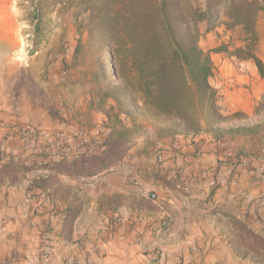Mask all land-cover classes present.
Here are the masks:
<instances>
[{
  "label": "crops",
  "instance_id": "crops-1",
  "mask_svg": "<svg viewBox=\"0 0 264 264\" xmlns=\"http://www.w3.org/2000/svg\"><path fill=\"white\" fill-rule=\"evenodd\" d=\"M13 2L0 0V165L37 162L55 138H30L22 127L91 128L89 138L118 128L115 101L96 103L94 77L79 58L80 35L70 27L37 37ZM211 18L198 25L209 47L232 32L223 24L209 29ZM256 29L255 53L264 64V11ZM211 59L210 83L222 88L223 114L240 117L212 127L201 122L196 134L166 133L154 118L126 124L142 129L128 149L135 183L119 167H83L85 158L70 166L74 156L36 165L43 187L0 189V264H240V220L264 229V73L252 59L238 60L240 68L224 52ZM240 153L250 168L231 170ZM95 171L103 182L92 194L84 181Z\"/></svg>",
  "mask_w": 264,
  "mask_h": 264
},
{
  "label": "trees",
  "instance_id": "trees-1",
  "mask_svg": "<svg viewBox=\"0 0 264 264\" xmlns=\"http://www.w3.org/2000/svg\"><path fill=\"white\" fill-rule=\"evenodd\" d=\"M80 3L89 13L90 32L101 35L102 45L109 48L114 63L118 83L108 90L106 97L115 101L119 112L125 101H139L151 115L169 121L173 134L199 133L201 107H207L212 126L240 117L239 112L224 115L216 103V90L210 83L212 59L199 46L201 21L212 16L209 29L217 24H223L226 30L241 28L243 45L231 49L220 45L214 51L227 52L238 60L252 59L259 72L264 73V64L255 53L256 21L264 11V0H204L201 5L196 0ZM221 15L225 16L223 20ZM126 132V128L111 131L112 135L105 140L92 143L96 144V153L78 155L69 165L85 158L83 167L93 166L100 171L114 167L120 158L113 152L115 143L126 139ZM113 136L115 139L111 140ZM65 160L43 162L40 167Z\"/></svg>",
  "mask_w": 264,
  "mask_h": 264
},
{
  "label": "rangeland",
  "instance_id": "rangeland-1",
  "mask_svg": "<svg viewBox=\"0 0 264 264\" xmlns=\"http://www.w3.org/2000/svg\"><path fill=\"white\" fill-rule=\"evenodd\" d=\"M203 2L204 0H196V3L200 5ZM13 5L18 17L28 22L29 28L27 29L33 31L37 37H45L46 35L49 36L50 34L63 29L66 33L70 27L73 31H76L74 33L75 35H80L78 39L75 38L76 43L79 44L77 47L80 46V62L84 63L83 66L86 69V72L93 75L94 81L90 88L97 99L96 103L100 105V108H103L102 103L111 99L106 97V93L118 83V80L113 73L114 63L109 52V48L102 45L100 34L90 32L88 28L89 13L86 11L83 4L80 3V0H14ZM239 29L237 28L236 30H233L230 35L224 37L220 45H228L229 49L235 46L243 45V35L240 33ZM204 39L205 34L203 37L200 35V48L204 52L210 53V56L211 53L215 54L216 52L214 49L220 45L209 47L205 44ZM77 40L79 41L77 42ZM224 53L225 55L227 54V52ZM121 113V118L117 116L114 120L116 124L119 125L116 129L126 128L127 135L126 139L115 143L116 145L113 152L114 154H117L118 158H120L113 168L121 163L126 157L131 160L128 149L131 146V143H133L132 141L134 138L138 136L142 130L138 127L126 126V124H131L136 119L148 121L149 118H154L165 123L164 130L166 133H172L171 123L169 121L163 118L154 117L142 106L139 101H125ZM208 115L209 112L207 107H201L198 111L200 121L205 124L207 123V125L209 124L208 126L212 127L213 124L209 122ZM86 130H88L87 133ZM84 131L87 135H89L91 128L85 129ZM111 131L113 130L108 128L107 133H104L105 131L102 132L98 130L95 134L101 142L109 137V135H112ZM94 147H96V144L95 146L92 145L93 149ZM46 153L47 152L45 150H39L36 158L37 162H34L35 160L33 159L27 163L16 162L3 165L1 164L0 189L4 187L6 189L10 187H16L19 189L20 185H22L21 187L25 188L29 192L33 191V189L37 186L43 187L42 183L39 184V182L35 179L36 177L34 176L33 169L37 168L36 165H41L42 156ZM240 155L244 154L240 153ZM135 172L136 168L134 173ZM134 173L129 176L125 175L130 183L136 182V180L132 178ZM84 183L86 188L90 191L89 193L92 194L99 193L102 187L100 183L88 186L87 180L84 181ZM248 224H250V221L240 220V227L238 228V232L236 234L238 242L237 249L240 254V264H264V229L257 232L252 228V226H248ZM235 227H237V225Z\"/></svg>",
  "mask_w": 264,
  "mask_h": 264
},
{
  "label": "built area",
  "instance_id": "built-area-1",
  "mask_svg": "<svg viewBox=\"0 0 264 264\" xmlns=\"http://www.w3.org/2000/svg\"><path fill=\"white\" fill-rule=\"evenodd\" d=\"M226 56H228L233 61H236V63L239 64V68L241 67L240 62L236 57L231 56L228 53L226 54ZM214 88L216 90V103L221 112H225L226 107L223 104L224 93L222 91V88L220 86ZM20 132L30 138L37 137L40 134L43 136L55 137L50 143H47L41 147V150H45L47 152L42 156V163L49 161H58L61 159H72V156L77 157L81 154L96 153L92 148V143L100 142L96 134L95 136H93V138H90L89 141V137L87 136L85 131L80 132L79 130L74 132L64 131L63 129H57L55 131H41V129L36 127H22L20 128ZM71 152H73V154ZM250 165V159L247 156L236 154L232 162L231 170H248L250 168ZM116 167H119L122 170L123 174L126 176L132 175L135 171L131 160H129V158L127 157L124 158L122 162L119 163ZM88 180V186L94 185L95 183L101 184L103 182L102 180H98L95 176L91 177ZM150 197L152 199H155L156 195L151 193ZM40 254L44 261L47 260V251H42V253ZM158 259L159 257L156 256L155 260Z\"/></svg>",
  "mask_w": 264,
  "mask_h": 264
}]
</instances>
